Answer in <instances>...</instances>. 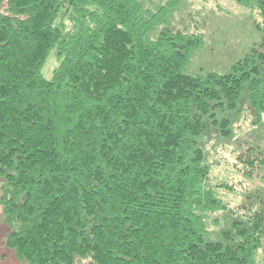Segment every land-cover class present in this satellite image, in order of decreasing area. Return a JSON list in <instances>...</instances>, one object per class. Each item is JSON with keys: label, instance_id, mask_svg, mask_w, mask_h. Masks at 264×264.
<instances>
[{"label": "trees", "instance_id": "16d2710c", "mask_svg": "<svg viewBox=\"0 0 264 264\" xmlns=\"http://www.w3.org/2000/svg\"><path fill=\"white\" fill-rule=\"evenodd\" d=\"M232 1L259 44L191 74L202 34L165 25L180 0H0V208L20 263L258 264L264 209L210 181L242 117L264 115V0Z\"/></svg>", "mask_w": 264, "mask_h": 264}, {"label": "rangeland", "instance_id": "374dc122", "mask_svg": "<svg viewBox=\"0 0 264 264\" xmlns=\"http://www.w3.org/2000/svg\"><path fill=\"white\" fill-rule=\"evenodd\" d=\"M166 1L143 0V3L151 14ZM258 21L255 14L232 0H180L178 7L166 17L165 25L203 36V43L190 57L186 73L215 71L224 74L251 47L259 44L261 30L257 27ZM163 26L153 33L157 34ZM56 64L54 54L50 53L43 68L46 78L50 77ZM251 121V117H242L227 144L216 149L213 158L219 163L210 174L212 183L231 186L219 187L214 192L222 202L227 203L228 208L238 209L239 212L264 209V115L256 125H251ZM248 160H252V163H248ZM2 218L0 208V264H22L5 245L9 228ZM212 228L217 229L216 226ZM261 243L257 254L258 264H264V236Z\"/></svg>", "mask_w": 264, "mask_h": 264}]
</instances>
